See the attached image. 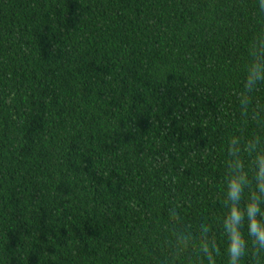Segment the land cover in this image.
<instances>
[{"label":"trees","instance_id":"obj_1","mask_svg":"<svg viewBox=\"0 0 264 264\" xmlns=\"http://www.w3.org/2000/svg\"><path fill=\"white\" fill-rule=\"evenodd\" d=\"M260 28L257 0H0V264H187L173 206L223 252L224 144L254 130L236 94Z\"/></svg>","mask_w":264,"mask_h":264},{"label":"clouds","instance_id":"obj_2","mask_svg":"<svg viewBox=\"0 0 264 264\" xmlns=\"http://www.w3.org/2000/svg\"><path fill=\"white\" fill-rule=\"evenodd\" d=\"M264 15V0H257ZM264 85V28L258 29L247 48L240 90L236 94L239 118L248 134L236 132L224 144V214L219 219L225 237L223 252L218 245L213 221L201 217L193 229L184 226L177 207L168 210L166 247L173 260L187 264H264V101L256 93ZM167 159V157H165Z\"/></svg>","mask_w":264,"mask_h":264}]
</instances>
